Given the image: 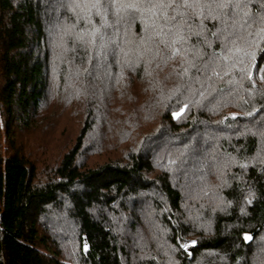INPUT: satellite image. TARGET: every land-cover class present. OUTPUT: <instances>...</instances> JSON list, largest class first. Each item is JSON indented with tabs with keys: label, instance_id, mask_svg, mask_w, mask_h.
Wrapping results in <instances>:
<instances>
[{
	"label": "trees",
	"instance_id": "16d2710c",
	"mask_svg": "<svg viewBox=\"0 0 264 264\" xmlns=\"http://www.w3.org/2000/svg\"><path fill=\"white\" fill-rule=\"evenodd\" d=\"M71 25L106 42L100 54L89 35L69 43L90 70L75 85L104 100L54 152L33 120ZM144 35L73 0H0V264H264V80L194 55L165 63ZM29 143L52 161L40 167ZM110 149L123 157L97 159Z\"/></svg>",
	"mask_w": 264,
	"mask_h": 264
},
{
	"label": "snow or ice",
	"instance_id": "6c2138e0",
	"mask_svg": "<svg viewBox=\"0 0 264 264\" xmlns=\"http://www.w3.org/2000/svg\"><path fill=\"white\" fill-rule=\"evenodd\" d=\"M254 3L260 5L256 11L252 10ZM73 4L83 5L89 11L94 9L102 19L111 14L116 26L124 20L132 23L140 20L145 32L141 42L151 45L156 56L163 52L165 63L180 57L194 67L188 59L194 55L203 60V69L213 66V74L219 75L216 68L223 60L228 61L224 65L225 74L240 65V72L250 81L253 74L264 80L261 66L264 63V0H73ZM208 21L215 22L211 28ZM253 28L255 33L250 31ZM116 32L119 33L118 27ZM92 42H95V33ZM214 44L219 46V52ZM173 115L179 118L178 112ZM244 238L251 237L245 234Z\"/></svg>",
	"mask_w": 264,
	"mask_h": 264
},
{
	"label": "rangeland",
	"instance_id": "374dc122",
	"mask_svg": "<svg viewBox=\"0 0 264 264\" xmlns=\"http://www.w3.org/2000/svg\"><path fill=\"white\" fill-rule=\"evenodd\" d=\"M79 28L83 34H81V32L76 29L75 25L66 26L60 36L56 40L54 39L55 41L53 40V53L51 54V64L49 68V95L44 100L41 109L33 120L37 129L36 134H40L39 131L42 129L44 132L43 135L48 134V139L54 138L52 140H49V146L42 145V147H45L46 149L54 147V152L58 150L60 151L62 149V151L64 152L67 144L69 142L71 143V141L76 137L75 135L77 134L83 122L82 116L78 114L80 113L81 109L86 106L93 105L97 100H99L100 103H102L104 100L103 96H101L99 93H95V89V94H92L91 97L88 96L87 93H84V88H79L75 85V78L77 79L76 83L81 84L78 81V75L81 72H84L86 74L90 71L87 65L77 64L76 60H79L77 58V52H73V49L70 48L69 45L71 37H74L75 44L78 38L84 36L88 37V35L89 37H92V33H89V31H87L85 28L82 29L80 26ZM129 36L132 37L131 34H129ZM105 45L106 42H99L98 40V42L92 45L89 44L87 48L94 49L96 52L98 50L100 54L101 52L105 51ZM82 50L84 52L87 51L86 48H82ZM92 53L96 55L94 51ZM83 59L84 58H80L81 62L85 63V60ZM93 95H96V98H94ZM105 130L106 129L103 128L100 132L105 134ZM37 136L38 135L35 136L34 134V137ZM96 137L98 138V134H96ZM1 138L2 137H0V139ZM28 145L29 147L27 148V150L25 149L26 153L28 152L29 156L35 159L37 163H39L40 167L46 166V162L50 161V159L52 161L54 157V152L52 151V149L48 150L50 151L48 156L46 155L44 157H40V153L36 144L29 143ZM194 146L195 145H193V147ZM197 151L202 153L201 149H197ZM117 152L119 153V155H121V157H123L121 150ZM117 152L112 151L111 153L110 149V151L106 155L101 154L100 156H97V159L103 161L105 159H108L109 155H111V158L116 159L115 156L118 155ZM198 159L199 158H197V160ZM51 165L52 163L50 164V166ZM198 165L199 163L196 162L195 167H197ZM48 167L43 172L41 170V177L44 178L43 173L47 174L46 172L48 171ZM196 173L198 175L200 174L199 171H196ZM60 241H62V239H60L59 242ZM60 261L62 262L63 260Z\"/></svg>",
	"mask_w": 264,
	"mask_h": 264
}]
</instances>
